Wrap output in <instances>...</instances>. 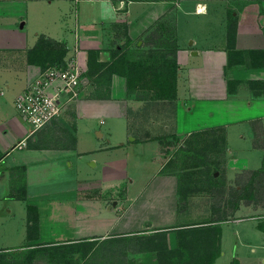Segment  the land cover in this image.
Listing matches in <instances>:
<instances>
[{
	"label": "crops",
	"instance_id": "obj_1",
	"mask_svg": "<svg viewBox=\"0 0 264 264\" xmlns=\"http://www.w3.org/2000/svg\"><path fill=\"white\" fill-rule=\"evenodd\" d=\"M40 36L79 61L80 94L27 137L14 101L46 59L28 57ZM173 46L174 98H160L165 87L158 98L134 85L147 74L128 86L130 64L170 62ZM259 52L264 0H0V258L12 242L60 245L210 223L209 198L183 195L180 185L196 162L226 189L241 181L245 194L225 208L234 219L219 223L213 264H264V252L256 255L264 251V172L253 174L264 157Z\"/></svg>",
	"mask_w": 264,
	"mask_h": 264
},
{
	"label": "rangeland",
	"instance_id": "obj_2",
	"mask_svg": "<svg viewBox=\"0 0 264 264\" xmlns=\"http://www.w3.org/2000/svg\"><path fill=\"white\" fill-rule=\"evenodd\" d=\"M173 143V142H172ZM209 143V141H207ZM172 156V161L176 159ZM177 166H182L181 160L177 161ZM196 163V162H195ZM194 163V164H195ZM191 164L185 170L180 172V185L184 193L192 192V195H199L206 202L208 197L210 200V211L215 210V203L219 197L227 200L230 198L231 192H236V184L226 187L220 185L218 190L209 189L207 187L206 170L208 164H199L193 166ZM220 164H218L219 166ZM192 166V167H191ZM197 168V169H196ZM217 169V168H216ZM223 180L222 178H220ZM215 180V179H214ZM217 183L221 181L217 179ZM237 193V192H236ZM213 196V197H212ZM211 198H215V203ZM204 202L203 206L206 205ZM181 197H180V203ZM214 204V205H213ZM217 204V205H218ZM199 206L196 204L195 208ZM201 206V204H200ZM207 206V205H206ZM227 211V210H226ZM230 211H228L229 213ZM213 212H210V214ZM217 214V213H216ZM213 213V217L217 215ZM227 214V213H226ZM264 214V211L263 213ZM227 219H234L233 214H228ZM177 231L167 230L163 232L145 231L137 234L121 235V236H106L89 241L72 242L60 245H29L23 246L19 242L8 244V252L6 255L9 264H161L162 258L159 254L163 253L167 247L176 248L177 246ZM159 250L157 252L154 250ZM264 251L258 250L256 255L262 254ZM188 260L187 251H183L179 258H172L170 262L174 264H183Z\"/></svg>",
	"mask_w": 264,
	"mask_h": 264
},
{
	"label": "trees",
	"instance_id": "obj_3",
	"mask_svg": "<svg viewBox=\"0 0 264 264\" xmlns=\"http://www.w3.org/2000/svg\"><path fill=\"white\" fill-rule=\"evenodd\" d=\"M227 17V30H228V37L231 34V28H232V21L231 12H228ZM56 46H59L56 48ZM175 51L176 48L173 46L171 50L169 51L170 54H168L170 58L167 61L162 60L160 63H157L153 57L150 58L149 62L144 61H138L139 63H133L129 65L128 70L126 71V78L128 81V86L131 87V82H129V78L131 76H135L136 73L141 74H147L150 75V78H148V81L146 82H138L134 83L138 88L140 89H151L155 97L159 98V92L158 90L163 89L165 87L164 93L161 94L160 98H174L175 91L172 90V87H174V82L176 78V62H175ZM64 49L62 46H60L57 42H52L44 36H40L36 42V45L33 49H31L28 53V57L30 61H37L41 58H46L43 60V65L41 69H44L48 66H63L65 64L64 60ZM153 54V53H152ZM260 55V58L264 59V53H258ZM153 56V55H152ZM159 78V81H158ZM170 79H172L170 81ZM147 80V79H146ZM170 85H172L170 87ZM160 87V88H159ZM172 90V91H171ZM264 172V157L262 160V167L258 170L253 172V174H259ZM206 180H207V187L209 189H216L218 190L219 186L222 184L217 183V176L214 175V172H212L210 169L206 170L205 173ZM264 177V174L262 175ZM215 179V180H214ZM253 180V179H252ZM264 182V179H263ZM251 184V183H250ZM237 190V189H236ZM252 189H249V193H251ZM237 192V193H236ZM231 192L229 195L230 198L225 200V207L218 208L217 210L212 211L214 214L217 215L213 220L208 222L207 224H201L198 226H191V227H185L181 228L177 231V246L176 248H169L167 247L163 253L159 254V258L161 257L163 262L161 264H172L170 260L172 258H179L180 254L183 251H187L188 253V260L185 261L183 264H213L215 258L219 254V240H220V226L219 223L227 219L228 211H226V207H236L237 201L245 197V194H240L238 191ZM262 198L264 199V191H262ZM253 194L247 195V197H252ZM213 197V196H212ZM215 200V198H214ZM220 202V198L218 197L217 200ZM236 202V203H235ZM235 203V204H234ZM223 206V205H222ZM227 213V214H226ZM27 231L28 236L31 229L35 228V216L33 215V209L31 207H28L27 209ZM259 227L264 229V223L260 224ZM157 252H161L158 249L154 250ZM0 258V264H9L7 261L6 255H1ZM179 262H175L174 264H178ZM231 264H236L235 260L231 262Z\"/></svg>",
	"mask_w": 264,
	"mask_h": 264
},
{
	"label": "built area",
	"instance_id": "obj_4",
	"mask_svg": "<svg viewBox=\"0 0 264 264\" xmlns=\"http://www.w3.org/2000/svg\"><path fill=\"white\" fill-rule=\"evenodd\" d=\"M80 75L79 61L69 57L63 66L41 69L15 98V109L29 126L27 137L57 120L65 106L79 98ZM25 146V140L16 144L18 148Z\"/></svg>",
	"mask_w": 264,
	"mask_h": 264
},
{
	"label": "clouds",
	"instance_id": "obj_5",
	"mask_svg": "<svg viewBox=\"0 0 264 264\" xmlns=\"http://www.w3.org/2000/svg\"><path fill=\"white\" fill-rule=\"evenodd\" d=\"M111 13L113 14L112 16L108 17V18H114V13H115V8H110Z\"/></svg>",
	"mask_w": 264,
	"mask_h": 264
}]
</instances>
